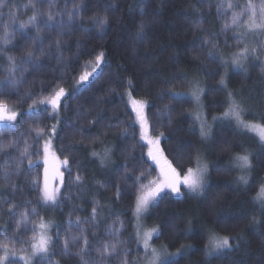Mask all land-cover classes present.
<instances>
[{
	"label": "trees",
	"instance_id": "16d2710c",
	"mask_svg": "<svg viewBox=\"0 0 264 264\" xmlns=\"http://www.w3.org/2000/svg\"><path fill=\"white\" fill-rule=\"evenodd\" d=\"M260 2L2 0L0 103L17 121L0 126V143L8 145L0 151V257L5 249L29 252L38 226L53 219L52 251L42 264L141 259L136 200L159 172L128 104L133 96L147 102L151 133L161 136L162 153L181 176L200 160L208 166L203 194L165 193L147 217L159 230L155 244L183 249L163 264H264V202L257 199L264 142L225 116L235 101L246 122L264 126V45L248 8L256 6L259 20ZM60 89L54 113L40 101ZM195 112L219 117L207 139ZM52 137L68 160L54 208L42 196L43 147ZM245 155L247 171L238 161ZM219 236L232 246L209 255ZM113 243L115 252L97 251Z\"/></svg>",
	"mask_w": 264,
	"mask_h": 264
},
{
	"label": "snow or ice",
	"instance_id": "6c2138e0",
	"mask_svg": "<svg viewBox=\"0 0 264 264\" xmlns=\"http://www.w3.org/2000/svg\"><path fill=\"white\" fill-rule=\"evenodd\" d=\"M0 7H3L2 0H0ZM231 7V5H229ZM248 8L251 12V27H260L261 25H258L255 23V18L257 16L256 12V6L254 4L249 3ZM35 17H33L34 19ZM49 20L52 19V16L49 15ZM260 18L262 21H264V0H261L260 5ZM234 23L236 20L234 19ZM141 31H143V27L141 28ZM27 55L31 56V52L29 51ZM100 62V58H97V65ZM233 63H238L237 60H234ZM89 74H85L80 77L81 81L87 80ZM64 95V90L60 89L58 92L55 93V95L49 99V100H43L40 101L41 103H50L52 108L55 110L58 105L60 98ZM194 95L197 96L198 94L194 93ZM133 110L136 113L137 121L140 124V139L145 141L149 145V151L148 156L157 164L158 167H160V175L161 179L159 182L152 181L148 185H142L140 189V194L137 196L136 200V215L139 218L143 213L147 212L149 207L153 205L156 201V198L160 195L161 192H163L165 189H168L174 193H179V186L181 184L184 185L189 191L196 193L203 190L204 182H205V173L207 171L206 166L202 167L200 166L199 162H197V166L194 169L189 168L186 172V174L181 177L180 173L176 171L175 168L172 167V165L167 161L164 160L163 164H161V155L159 154V149L156 147L153 148V145L158 146L159 140H152L148 138L147 133V120L144 115V107L145 105L142 102L132 100L131 101ZM241 111L239 104H236L235 102L231 105L230 111L225 113V116H230L231 118H234L238 124L244 125L245 127H248L250 131H256L260 140L264 142V126L260 125H245L244 121L241 119ZM16 113L8 108L7 104L0 103V122H7L9 125L12 124L13 121L16 119ZM55 129H53V132ZM39 134V133H38ZM8 145H5L3 143H0V151L4 150ZM48 144H45L44 151H45V163H47V155H48ZM239 166L242 168H247L250 166V161L248 159V156H241L238 157ZM65 164H67V161H64ZM7 175V174H6ZM45 189L43 192V198L45 202L51 201L52 203H55V194L54 192L48 191V180H47V169H45ZM245 177H241V180H244ZM257 199L261 202H264V188H261L260 193H258ZM95 211V210H94ZM45 225H41V228L43 229ZM139 236V233H138ZM153 232H145L143 235V247L145 249V254H148V250L150 249L149 241L152 239ZM51 244V240L47 235L41 231V233L38 236L33 237V242L31 243V257H20L21 260L24 261V264H31L32 257L36 256H46L49 252V246ZM85 244H87V240H85ZM230 246L229 244V238L223 237L219 239H215L210 241L209 244V251L208 254L211 255L213 252H219L225 248H228ZM117 245L115 243L108 245L105 244L103 246V249H97L98 252H101V254L109 253V249L111 248L112 252H115ZM65 254L68 252V244L67 241L65 242L64 247ZM83 251V250H82ZM8 259L7 250L5 249L4 256L0 257V264H4V261ZM81 260H83V257L81 256ZM84 264H87V261L84 262ZM148 264H161V257L160 254L157 252L156 249H151V255L148 259Z\"/></svg>",
	"mask_w": 264,
	"mask_h": 264
},
{
	"label": "rangeland",
	"instance_id": "374dc122",
	"mask_svg": "<svg viewBox=\"0 0 264 264\" xmlns=\"http://www.w3.org/2000/svg\"><path fill=\"white\" fill-rule=\"evenodd\" d=\"M257 9H258L259 15H260V6H258ZM255 23L258 24V25H261V26L260 27H252L253 28V32L255 33V35L258 36L256 38H263L262 39V44L264 45V21H262L261 19H259V20L257 19V20H255ZM254 41H256L255 38H254ZM258 49L259 48L255 44V51L254 52H256ZM250 53H251V49L250 48L244 50V56H247ZM195 96L196 95H194L195 107L196 108H199V104L198 103L200 102L202 104V100H201V97L198 100ZM127 100H128V104H129L130 108L132 109V111H133V113L135 115V120L134 121H135L136 126L138 127L139 135H140V124L137 121L136 113L133 110V106H132L131 101L132 100L139 101V102H142L145 105L143 111H144L145 118L147 120V133H148V138H150L152 140H159L158 146L153 145V148L155 149L156 147H158L159 154L161 155V164H163L164 160H167V159L164 157V155L162 153V150H161V144H160L161 143V136H157L156 137V136L152 135V133H151L150 123H149L148 116H147V102L144 101V100L137 99V98H135L133 96L127 97ZM233 103H231V104H233ZM52 111L54 113H57L58 112V107L55 110L53 109ZM194 117L196 118L197 122L199 120V122L201 123V125H200V123L198 122L199 127H200V130H201V133H202V136H203L204 139H207L209 137L210 130H211V127L213 125V122L216 119H219V117L218 118H215L213 121H210V120L207 119L206 116H205V119H204V116H203L202 112L198 113V118L196 117V112H195ZM241 119L244 121V124L245 125H249V126H252V125H260L258 123L246 122L243 119L242 116H241ZM16 121H17V117H16L15 121L12 122L11 125H14L16 123ZM236 124H237V127L238 128L244 129V130H246V131H248V132L256 135L259 138V136H258V134H257L256 131H250L248 127H245L244 125H240L237 122H236ZM1 125H9V124L7 122H0V126ZM260 126H262V125H260ZM205 136H207V137H205ZM54 140H55V138L52 137V138H49L48 140L45 141V144L47 143L48 146H49L48 147V155H47V163H45V160H46L45 151H44L45 144H44V147H43V163H44V171H45V169H47L48 191L49 192H54V194H55V203H52L51 201L45 202L46 205L48 207H50V208H54V207H56L59 204L60 196H61V191H62V188L64 186L65 170L67 169V165H68V160L62 158L58 154L57 150L55 149V147H54ZM141 141L146 146V155H147V158L158 169L159 176H158V180L156 182H159L160 179H161L160 167H158L157 164L148 156L149 145L145 141H143V140H141ZM64 161H67V164H65ZM199 164L202 167L206 166V169H207V171L205 173V182H204V186H203V190L202 191L193 193V192L189 191L186 187H184L183 184H181L179 186V193H174V192H172V191H170L168 189H165L156 198L155 203L165 193H170L171 195H173L175 197H181V196H183L184 190H188L189 192H191V193H193L195 195H201V194H203L204 193L205 186H206V182H207L208 166L204 162H202L201 160L199 161ZM194 170H195V168H194ZM245 171H247V168L245 169ZM181 177H183V176H181ZM45 179H46V177H45ZM45 179H44V182L42 183V196H43V192H44V189H45ZM263 188H264V186H263ZM155 203L153 205H151L149 207L148 211L145 212V213H143L139 218L136 215V209H135L137 238H138V242H139V245H140V247L142 249V253H143L141 259H139L136 264H148V259L150 258L151 249L152 248L156 249L157 252L160 254L161 264H163L164 262H166V261H168L170 259H173V258H176V257L180 256L182 254V252H183V249L171 250L167 245L155 244L153 242L154 238L158 236L159 230L157 228H155V227H149L148 226L147 217H148V215H149L152 207L155 205ZM55 223L56 222L53 219H49V221L42 222L38 226V230H37L36 236H38L41 233V231H43L47 235V237L50 238L51 244L49 246V252H48V254L46 256H36V257H32L31 264H37L39 261L40 262L38 264H42V263H44L49 258L50 254H51V251H52V245H53V239H54L53 228H54V224ZM42 224L45 225V227L43 229L41 228V225ZM145 232H153L152 239L149 241L150 249L148 250V254L147 255L145 254V249L143 247V235H144ZM138 233H139V236H138ZM219 238H223V237L222 236L215 237V238H213V240L219 239ZM229 244H230V246L228 248H230L232 246L231 241H230V238H229ZM225 249H227V248H225ZM207 250L209 251V247L207 248ZM31 253H32V249L29 252H27V253H20V252H12V253H9V252H7L8 259L6 261H4V264H8L9 262L15 261V260H17L15 262V264H24V261L21 260L20 257H22V256L23 257H31ZM216 253H218V252H213L212 254H216Z\"/></svg>",
	"mask_w": 264,
	"mask_h": 264
}]
</instances>
